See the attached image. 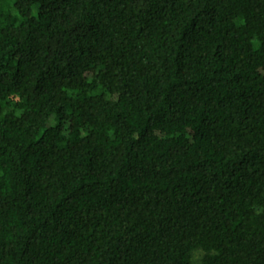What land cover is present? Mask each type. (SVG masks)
<instances>
[{
	"label": "trees",
	"instance_id": "1",
	"mask_svg": "<svg viewBox=\"0 0 264 264\" xmlns=\"http://www.w3.org/2000/svg\"><path fill=\"white\" fill-rule=\"evenodd\" d=\"M264 264V0H0V264Z\"/></svg>",
	"mask_w": 264,
	"mask_h": 264
},
{
	"label": "rangeland",
	"instance_id": "2",
	"mask_svg": "<svg viewBox=\"0 0 264 264\" xmlns=\"http://www.w3.org/2000/svg\"><path fill=\"white\" fill-rule=\"evenodd\" d=\"M201 252L200 251H196L193 253V262L196 264V263H199L200 262V257H201Z\"/></svg>",
	"mask_w": 264,
	"mask_h": 264
}]
</instances>
